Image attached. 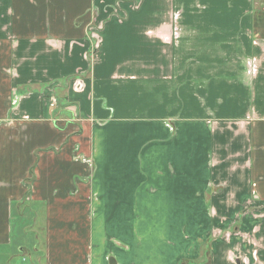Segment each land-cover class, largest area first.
Segmentation results:
<instances>
[{
  "label": "crops",
  "instance_id": "0c3cea01",
  "mask_svg": "<svg viewBox=\"0 0 264 264\" xmlns=\"http://www.w3.org/2000/svg\"><path fill=\"white\" fill-rule=\"evenodd\" d=\"M15 249L264 264V8L0 0V261Z\"/></svg>",
  "mask_w": 264,
  "mask_h": 264
},
{
  "label": "rangeland",
  "instance_id": "374dc122",
  "mask_svg": "<svg viewBox=\"0 0 264 264\" xmlns=\"http://www.w3.org/2000/svg\"><path fill=\"white\" fill-rule=\"evenodd\" d=\"M255 7L256 8H264V1H259V0H255ZM251 70H248V72L250 73ZM13 217H15V215H13ZM13 229H12V233H13V237L17 238V240H21L23 242V245H26L25 243H29L32 239H33V233L30 229V220L27 221V219H25V221L21 222V219H15L13 218ZM16 255L12 257V262L11 264H25L24 263V259L22 258L24 256L20 255L21 253H19L18 250L15 249ZM0 264H3V261H0Z\"/></svg>",
  "mask_w": 264,
  "mask_h": 264
}]
</instances>
